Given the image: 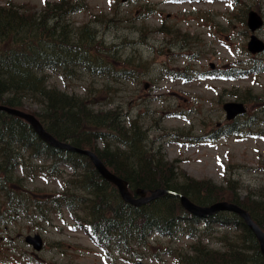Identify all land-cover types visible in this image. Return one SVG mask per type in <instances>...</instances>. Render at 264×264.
I'll use <instances>...</instances> for the list:
<instances>
[{
  "label": "trees",
  "instance_id": "16d2710c",
  "mask_svg": "<svg viewBox=\"0 0 264 264\" xmlns=\"http://www.w3.org/2000/svg\"><path fill=\"white\" fill-rule=\"evenodd\" d=\"M86 7L87 0H59L45 2L36 12L32 5L0 0V105L35 116L58 141L94 152L131 193L164 189L200 206L234 203L264 231V189L240 197L234 181H226L223 187L211 180H194L177 162L148 147L139 121L126 124L116 111L95 112L91 98L68 95L49 85L48 72L69 78L85 73L111 81L134 76L131 60H122L114 46L105 47L90 24L80 28L69 24L68 17ZM240 72H236L239 78L245 74ZM253 72H264V64L256 62ZM226 77L234 78L235 74L230 72ZM245 94L238 101L260 102L264 98L249 91ZM245 126H230L222 135L250 128ZM249 133L262 137L261 132L249 129ZM100 140L102 146L98 145ZM65 168L69 174L63 177L62 191L48 199L37 198L25 185V178L62 177ZM0 197L2 219L9 212L13 221L20 215L32 218L42 214L46 218L45 211H65L75 228L83 229L105 251L128 254L148 246L153 235L168 240L187 237L192 240L187 249L171 255L176 264H263L257 240L238 216L218 213L199 220L170 195L133 207L98 175L87 157L45 145L28 123L4 112H0ZM216 227L232 233L214 237ZM202 238H215L221 247L210 248Z\"/></svg>",
  "mask_w": 264,
  "mask_h": 264
},
{
  "label": "rangeland",
  "instance_id": "374dc122",
  "mask_svg": "<svg viewBox=\"0 0 264 264\" xmlns=\"http://www.w3.org/2000/svg\"><path fill=\"white\" fill-rule=\"evenodd\" d=\"M56 1L1 3L32 5L39 12L44 2ZM250 10L264 19V0H87L86 9L68 17L69 24L74 28L90 24L105 47L114 46L122 60H131L134 76L111 81L85 73L69 78L48 72L49 85L68 95L91 98L95 112L116 111L126 124L139 121L149 148L177 162L194 180H211L223 187L228 180L236 182L243 197L248 191L264 189V139L248 135L245 129L240 136L212 135L223 127L242 125L253 116L256 120L251 130L264 135V98L245 103L247 113L230 122L222 110L224 103L244 99L247 91L264 97V72L239 79L213 78L208 73L212 72L210 64L218 71H251L254 61L263 64L264 53L251 55L246 50L250 36L246 15ZM256 36L264 42V26ZM65 174H69L67 168L62 177L25 178V185L46 199L62 190ZM46 217L2 219L0 264H174L165 251L176 252L191 244L186 238L153 236L150 244L135 254L114 251L108 255L83 230H72L65 211L62 217L54 211ZM225 232L232 233L216 227L212 236ZM35 234L44 242L37 253L24 243L26 236ZM203 243L221 247L213 238H205Z\"/></svg>",
  "mask_w": 264,
  "mask_h": 264
},
{
  "label": "water",
  "instance_id": "95a60500",
  "mask_svg": "<svg viewBox=\"0 0 264 264\" xmlns=\"http://www.w3.org/2000/svg\"><path fill=\"white\" fill-rule=\"evenodd\" d=\"M262 24L263 21L257 13L252 11L248 13L247 26L252 33L261 28ZM247 47L248 51L253 54L264 51V43L254 35L250 37V41L248 42ZM223 110L226 113L227 120H232L236 116L245 113V107L242 103H225L223 105ZM0 111L8 114L9 116L16 117L27 122L33 129L34 133L40 138V140L48 146L53 147L55 149L69 151L88 157L98 174L105 181L115 186L121 199L128 204L138 207L160 196L171 194L180 199V204L185 211L196 217L202 218L212 216L218 212H231L238 215L241 219H243L248 229L254 234L255 238L257 239L260 252L263 256L264 261V232L256 223H254V221L250 218L249 214L239 206L228 202H217L211 206L202 207L190 202L184 196L177 195L162 189L151 191L149 193V196L146 195L145 191L137 190L136 195H138L139 197L135 199L132 194L128 191L127 184L122 179L110 173L100 161V159L96 156V154H94L93 152L73 147L66 142L58 141L52 135L47 133L43 129L39 121L31 114H27L22 111L3 105H0ZM25 242L29 244L35 252L41 251L43 247L42 239L39 235L27 236L25 238Z\"/></svg>",
  "mask_w": 264,
  "mask_h": 264
},
{
  "label": "bare ground",
  "instance_id": "6f19581e",
  "mask_svg": "<svg viewBox=\"0 0 264 264\" xmlns=\"http://www.w3.org/2000/svg\"><path fill=\"white\" fill-rule=\"evenodd\" d=\"M70 144V143H69ZM71 145V144H70ZM72 146V145H71Z\"/></svg>",
  "mask_w": 264,
  "mask_h": 264
}]
</instances>
